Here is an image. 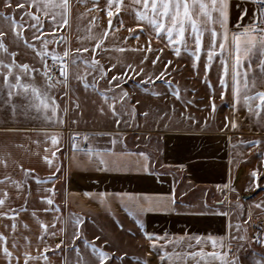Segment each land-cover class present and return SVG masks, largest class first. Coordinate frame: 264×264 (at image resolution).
I'll use <instances>...</instances> for the list:
<instances>
[{"label": "snow or ice", "instance_id": "obj_1", "mask_svg": "<svg viewBox=\"0 0 264 264\" xmlns=\"http://www.w3.org/2000/svg\"><path fill=\"white\" fill-rule=\"evenodd\" d=\"M88 2L76 0L78 5ZM90 2L91 8H86L85 12L102 11L107 21L104 23L100 17L92 16L87 27L81 28L77 24V46L73 48V0H0V20L6 25V28L0 27V112L7 116L0 123V132L27 131L5 126L15 125L21 118L41 120L48 125L40 129L44 134V155L40 157V162L48 170L46 178L39 175L36 167H25L23 163L13 161L21 174L18 178L7 171L11 153L0 156V167L4 169L3 175H0L2 264H52L51 255L57 253L62 254V264H126V253L115 256L105 250L109 243L106 239L100 236L94 238L102 240V244L83 239L82 226L85 220L75 214L64 217L63 209L56 200L55 182L61 178L63 167L58 156L62 146L61 133L69 122L70 110L74 113L72 124L79 122L75 117L82 113L77 88L71 85L73 79L86 97L91 94L98 98L93 101L96 111L101 116H110L116 125L115 134L105 133L112 135V148L94 149L89 144L86 149H80L78 138L82 137L83 141L88 142L89 135L78 131L69 134L72 148L82 151L87 163L94 165L97 170H132L118 159L112 160L110 164L106 155H125L124 152L117 153L115 146L123 143L119 139L122 134L120 126L131 127L138 115L136 105L141 101L134 100L136 90L156 97L171 95L185 107L194 103L192 100L185 101L178 84H174L172 75L176 66L173 60L167 58V52L177 58L181 57L182 52L188 53L191 67L197 75L200 74L203 56V83L209 89V103L204 107L210 109L209 116L212 119L217 112L216 87L209 78V71L214 61H219V97L224 100L228 93L232 109V114L224 118L225 123L220 129L222 132L227 134L239 130L236 113L241 107L247 110L250 117L257 118L259 130L264 132V0H243L242 3L239 0H129L128 3L125 0H105L103 8L99 0ZM234 9L235 17L232 15ZM14 10H19V13ZM125 13L131 18V23H126ZM17 15L20 19H17ZM84 15V12L76 13L77 19ZM121 31L127 35H121ZM65 32L69 35H64ZM21 47L31 53L32 62L17 59ZM113 51L136 55L132 60H121L111 56ZM257 53L259 75L254 73L250 77L248 69L253 67L251 60ZM245 61H248L247 66ZM157 82L166 85L167 92L156 91ZM129 83L132 92L127 87ZM258 83L260 90H257ZM70 94L76 96L75 100L70 99ZM139 115L147 117L148 112L145 110ZM163 118H167V113L163 114ZM186 119L200 125L202 131L208 127L207 117L197 120L188 115ZM57 126L59 131L56 130ZM162 126L168 128L167 124ZM228 139L231 143L230 136ZM33 143L39 145L40 140ZM241 143L259 152L260 146L264 145V138ZM16 146L23 147L22 144ZM128 154L141 158L136 162V171L157 175L149 154L143 151ZM259 159L261 164L249 173L248 191L260 189L264 192V153H260ZM69 163L75 167L81 165L75 156L69 159ZM161 167L164 165L161 164ZM179 167L183 168L184 165ZM33 182L35 191L43 194L38 196L40 207H33L29 211ZM217 188L237 192L227 184L217 185ZM223 194L227 199V193ZM84 195L93 196L90 192ZM105 195L100 194L102 197ZM123 196L127 197V215L135 217L134 222L148 241L149 249H157L160 253V264H242L239 252L245 245L251 247L253 242L262 251L252 252L251 264H264V228H257L254 234H249V225L256 227L252 224V206L245 219L244 205L239 203L238 192V202L230 206V211L218 213L229 217L227 232L207 236L169 237L167 234L155 235L145 229L140 218L143 215L176 210L175 182L167 195L134 197L124 193ZM217 203L223 204L224 201ZM253 206L264 211V199L256 201ZM236 209L241 211L233 217L231 211ZM40 212L51 214V222L42 219ZM29 220L38 226L37 232H32ZM68 223L74 227L72 241L83 239L84 248L90 249L91 260L85 258L75 243L68 249L66 229L57 227L58 224ZM117 224L120 228L124 227L119 221ZM234 241L241 243L233 247ZM209 243L210 251L205 248ZM68 251L75 254L73 260L66 254ZM127 260L135 264H151L147 257H127Z\"/></svg>", "mask_w": 264, "mask_h": 264}, {"label": "crops", "instance_id": "obj_2", "mask_svg": "<svg viewBox=\"0 0 264 264\" xmlns=\"http://www.w3.org/2000/svg\"><path fill=\"white\" fill-rule=\"evenodd\" d=\"M129 0H125L128 3ZM237 2V0H234ZM243 2V0H239ZM101 8H103L105 0H99ZM73 31L71 33V47L77 46L76 42V25L81 28L87 27L92 16L100 17L104 23L107 16L104 12L92 10L85 12V9L91 8V2L87 4H76L73 0ZM19 13V10H14ZM84 12L82 18L77 19L76 13ZM233 17L236 16V9L233 10ZM17 19H20L17 15ZM126 23H131V18L127 13L124 15ZM239 22V21H237ZM247 21H245L246 23ZM234 26V25H233ZM0 27L6 25L0 20ZM27 31V30H25ZM64 35H69L65 32ZM121 35H127L121 31ZM143 39V38H142ZM207 39V34H206ZM167 51V50H166ZM123 55V57H120ZM136 54L131 52L118 53L113 51V58L121 60H132ZM169 58H174L171 52H167ZM18 60L32 62L31 53L23 47L20 49ZM177 76L172 75L174 84H178L181 89L183 99L194 101L193 104L185 107L181 101H176L174 97L168 95L151 96L143 93L142 90H136L134 100L141 101L137 108V117L132 122L131 127L121 125L122 134L119 139L123 143L115 146L117 153L124 152L125 155L111 157L106 155L110 164L114 159H118L122 164L129 165L132 170L122 171L112 168L109 171L97 170L94 165L87 163V157L82 151L72 148L70 140V132L78 131L81 134H88L89 141H83L82 137L78 138L77 143L80 149H86L89 144L94 149L112 148L110 143L112 135L115 134L116 125L113 124L111 117L101 116L96 111L94 100L98 98L89 94L87 97L84 92L78 88L75 79L71 81L73 88H77L80 97V105L82 113L76 116L77 124H72L71 119L74 118L72 110L68 113V123L62 130V146L58 153L59 160L63 163L60 176L61 178L55 182L57 189V203L63 209V216L68 217L75 214L85 220L82 226L83 239L102 244V240L97 241L96 236L106 239L109 243L105 246V250L113 253L115 256L127 254V257H147L151 264H160L158 260L159 252L157 249H149L148 241L144 238L135 224V217H130L125 211L127 197L124 193L132 196L144 195H167L172 191L175 182L176 210L170 212H150L140 217L145 225V229L155 235L167 234L169 237L187 235V236H207L222 235L227 232L228 216L219 215L220 211H230L231 205L229 200H238L244 205V218L251 207V213L254 217L252 225H249V234H254L257 228H264V211L256 209L253 205L256 201L264 199V192L260 189L252 191L246 190L249 184V173L252 169L261 164L259 159L260 153H264V145L260 146V151L256 148H250L249 145L241 143V141L252 140L254 138H264V132L259 130L257 118L250 117L247 110L243 107L239 108L236 113V119L240 125L239 130L230 131L225 134L220 129L225 123V116L232 114L230 107L231 97L225 94L224 100L219 97L220 87L218 84V75L221 72L219 61L213 63L209 71V78L216 87L215 103L217 112L215 118L209 116L210 109L204 106L209 103V89L203 83V56L200 62V74L191 67V60L188 53L181 54L177 61H174ZM251 63L253 67L248 69L249 76L254 73L259 75V54L252 57ZM248 61H245L247 66ZM244 69H242L243 71ZM128 89L132 92L131 83ZM151 87V86H150ZM258 83L257 90H260ZM187 89V91H184ZM155 90L159 92H167V87L163 83L157 82ZM76 96L70 94V99L75 100ZM19 99V98H18ZM64 98H62L63 101ZM174 106V107H173ZM147 110V117L139 115ZM167 113V118H163V114ZM183 113V115H181ZM191 115L197 120L208 118V127L201 130L200 125L193 124L186 117ZM7 119L6 114L0 112V123ZM167 119H175L170 121ZM171 122V123H170ZM173 123V124H172ZM167 124L165 129L162 125ZM159 125V126H158ZM10 127H19L28 129L27 131L18 132H0V156L5 153H11L9 157L8 172L20 177V171L13 161L23 163L25 167H36L39 175L46 178L48 175L47 168L40 162V157L44 155V134L40 129L48 127L41 120L18 119L15 125H5ZM59 131V127L56 128ZM231 137V143L228 137ZM40 140V144L33 143ZM22 144L23 147L16 145ZM126 144V148L124 145ZM143 151L149 154L153 164V171L157 175H148L135 170L136 162L141 158L128 153H137ZM39 153V155H37ZM75 156L81 161L80 167L72 166L69 159ZM161 164L164 167H161ZM179 165H184L183 168ZM4 169L0 167V175H3ZM229 185L237 192H230L227 189H218L217 185ZM192 188H200L202 191H209L208 199L189 198L186 193ZM33 193L29 198V211L33 207H40L38 196L43 193L35 191L36 185L32 183ZM92 193L89 197L84 193ZM105 193V196H100ZM223 193H227V199ZM220 194V195H219ZM215 197H220L223 204H218ZM218 200V199H217ZM19 203V201H18ZM241 211L238 209V212ZM40 217L47 222H51V214L39 213ZM235 217V215H232ZM123 224L120 228L117 224ZM32 225V232L38 231V226L29 220ZM57 227H65L67 232V246L70 250L73 243L81 248L86 259L91 260L90 249H85L83 239L72 241L74 227L72 223L67 225H57ZM21 232L24 230L21 228ZM33 240L35 236L33 235ZM195 244V241H192ZM240 241H234L233 247ZM257 248L246 250L245 245L239 252L242 264H251L252 252H260L262 249L258 244L252 243ZM63 247V246H62ZM206 250H211L210 243L205 246ZM168 250H171L170 248ZM151 252V254H149ZM70 260L75 258V254L71 251L66 253ZM126 264H135L134 261H128ZM52 264H62V254L57 253L51 255ZM2 264V261H0Z\"/></svg>", "mask_w": 264, "mask_h": 264}, {"label": "rangeland", "instance_id": "obj_3", "mask_svg": "<svg viewBox=\"0 0 264 264\" xmlns=\"http://www.w3.org/2000/svg\"><path fill=\"white\" fill-rule=\"evenodd\" d=\"M120 57H123V55H120ZM167 58L168 59H171V60H173V61H177V57H175L174 56V58H169V55H167ZM102 62H106V61H102ZM174 74L177 76V70H175V72H174ZM167 120H170V121H175V119H167ZM171 123V122H170ZM173 124V123H172ZM254 139H256V138H254ZM186 195H188V197L189 198H198V199H202V198H205V199H208L209 197H210V194H209V191H206V192H204V191H202L200 188H192L190 191H188L187 193H186ZM220 195V194H219ZM216 199V201H221L220 199V197H215L214 198V200ZM218 199V200H217ZM230 201V203H232L231 205H233V203L234 204H236L237 202H238V200H236V201H232V200H229ZM229 210H230V208H229ZM237 212H238V209H236V210H234V211H231V215H237ZM255 248H257V246H255L254 244H252L251 245V247H245V249L248 251V250H253V249H255Z\"/></svg>", "mask_w": 264, "mask_h": 264}]
</instances>
